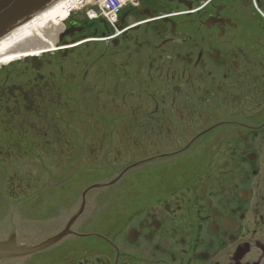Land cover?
<instances>
[{
    "label": "flooded vegetation",
    "instance_id": "af4514ba",
    "mask_svg": "<svg viewBox=\"0 0 264 264\" xmlns=\"http://www.w3.org/2000/svg\"><path fill=\"white\" fill-rule=\"evenodd\" d=\"M139 2L0 64V241L39 242L25 264H264V0Z\"/></svg>",
    "mask_w": 264,
    "mask_h": 264
},
{
    "label": "bare ground",
    "instance_id": "6f19581e",
    "mask_svg": "<svg viewBox=\"0 0 264 264\" xmlns=\"http://www.w3.org/2000/svg\"><path fill=\"white\" fill-rule=\"evenodd\" d=\"M66 2H72L73 0H64L57 6H54L48 13L41 15V17L34 19L29 24L26 23L24 27L17 30L13 36L8 39L3 40L0 43V64L14 58V55L26 56L25 54H38L41 48H38L32 42L33 37H38L40 34L43 37V33L46 31L53 22L56 23L58 17L64 16V4ZM51 30V29H50ZM22 46H28L24 52L19 50L15 53L14 48ZM21 50V49H20Z\"/></svg>",
    "mask_w": 264,
    "mask_h": 264
},
{
    "label": "water",
    "instance_id": "95a60500",
    "mask_svg": "<svg viewBox=\"0 0 264 264\" xmlns=\"http://www.w3.org/2000/svg\"><path fill=\"white\" fill-rule=\"evenodd\" d=\"M58 0H0V41Z\"/></svg>",
    "mask_w": 264,
    "mask_h": 264
}]
</instances>
